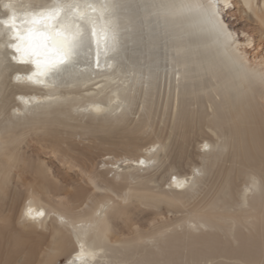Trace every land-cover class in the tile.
<instances>
[{
	"label": "bare ground",
	"instance_id": "obj_1",
	"mask_svg": "<svg viewBox=\"0 0 264 264\" xmlns=\"http://www.w3.org/2000/svg\"><path fill=\"white\" fill-rule=\"evenodd\" d=\"M9 2L0 0V18L7 16L4 4ZM114 2L134 6L120 14L121 48L116 59L109 58L105 64L101 55L100 68L94 63L91 67L83 63L77 79L58 87L44 88L26 80L17 81L16 75L26 74L30 66L11 60L6 55L11 49L3 46L7 38L0 37V197L10 194L9 183L14 169L28 179L26 197L15 214L13 207L6 211L0 205V264L4 261L15 264L21 256L25 258L23 264H69V261L73 264H227L219 259L264 264V227L252 223L253 231L249 230L240 220L243 215L229 214L228 218L236 225L234 234H230L231 230L220 226L223 216L220 218L211 211L212 215L207 217L189 214L177 220H166L149 235H135L125 241V246H110L107 242L110 224L106 215L112 198L96 196L86 187H80L70 192L69 207L51 201L47 194L50 190L56 194L60 188L52 184L49 171L17 152V145L13 147L19 137L25 139L31 132L37 135L48 128L101 131L122 127L138 133L146 127L152 129L156 118L167 121L171 111L176 110L179 136L174 155L173 150L167 153L164 142L158 139L149 143L143 153L125 156L124 161H131L133 169L125 173L115 172L112 178H120L123 182L120 191L128 189L133 194H146L170 206L184 205L204 191L200 185L209 170L208 167L199 168L192 158L186 156L182 145L190 139L191 125L198 122L218 131L220 141L201 140L211 152L212 149L217 151L213 157L217 161L233 140L231 125L235 126L234 135L237 136L238 125L243 123L241 112L251 106L249 101L252 104L253 99L259 101L264 109V80L259 78L264 73V62L247 63L253 40L235 39L237 25L228 21L231 16L226 12L227 8L241 5L243 12H250L264 32V0L263 9L257 7L255 0H214L220 21L230 33V47L227 49L211 33L203 30L197 17L163 16L158 15L156 9L143 7L147 4H179L184 0ZM200 2L207 3V0ZM236 54L247 65L248 74L239 72L232 64L231 58ZM112 55L109 53V57ZM92 59L95 60V52ZM48 94L56 99H45ZM95 106L101 110L96 111ZM34 139L30 138L31 141ZM51 142L55 151L64 143L54 136ZM70 148L66 147L63 152L64 158L69 160L73 159ZM161 151L165 152L163 157L159 156ZM202 156L211 159L209 155ZM177 159L186 161L190 171L174 172ZM88 161L85 159L82 163L86 178L94 189H101ZM119 161L110 162L107 173H114L113 168ZM167 162L164 171L170 177L163 186L168 189L153 194L147 183ZM228 173L225 183L229 186L231 171ZM135 181H140V185L131 187ZM262 184L258 175H247L242 197L249 200L251 210L258 208L264 200ZM233 192L225 197L222 190L218 191L212 198L210 210L234 207L237 199ZM29 208L44 215L31 219L25 215ZM246 218L253 217L247 215ZM80 243L85 245L86 254L89 251L94 254L86 255L83 262L77 260Z\"/></svg>",
	"mask_w": 264,
	"mask_h": 264
},
{
	"label": "rangeland",
	"instance_id": "obj_2",
	"mask_svg": "<svg viewBox=\"0 0 264 264\" xmlns=\"http://www.w3.org/2000/svg\"><path fill=\"white\" fill-rule=\"evenodd\" d=\"M255 3L258 8L263 9V0H255ZM226 12L231 16L228 21L235 22L234 25H237L235 28L237 31L235 39L239 37L253 40L249 46V54L246 57L247 63L254 65L255 62H264V32L260 30L254 16L250 12L245 14L241 5H236L235 8H227ZM241 32H245V34L242 35ZM254 100L253 104L251 101H249V104L251 106L255 104L254 107L257 108L255 109L251 106L247 110L244 108L245 112H241L243 123L238 125L239 127L237 128L239 131L237 134L244 135V142L247 144L246 151L236 147L242 144V140L236 139L238 135H234L235 126L232 127L231 125V134L233 133L234 141H230V147L226 150L224 156L216 161L213 157L217 151L212 149L213 154L211 155L212 152L202 144V141L205 139L211 143L217 142L219 140L218 131L202 126L198 122L191 125L189 129V132H191L190 139L182 146L186 150V156L192 158L199 168L205 169L208 167L209 170L200 185L204 191L199 197L184 205L176 204L170 206L166 202L159 201L156 197H149L146 194L139 193L133 194V191L128 189L120 191L119 186L123 182H121L120 178H112L115 172L125 173L133 169L131 161H124L125 156L143 153L149 147V143L158 139L164 142V150L167 153L173 150V154H171L174 155V152L177 151L179 136V130L176 128V110L171 111L167 121L163 118L159 121V118H156L152 129L146 127L138 133L129 132L128 128H125V130L121 129L122 127H113L101 131L48 128L37 133V135L31 132L30 136L25 139L19 137L18 142L13 143V147L17 145L18 149L15 147L17 152L19 151L21 155H25L35 164L40 163L43 166V170L49 171L52 184H55L56 188H60V191L56 194L52 190L47 194L51 201L69 207L70 192L80 187H86L89 191L94 192L96 196L108 195L112 198L113 202L106 215L110 224V231L107 235V242L111 244L110 246H125V241L132 239L135 235H149L151 232L158 230L162 222L177 220L189 214L207 217V215H212L210 213H216L215 215H219L218 217L223 216L220 226L231 230L230 234H234L235 228L233 227H236V225L232 219L228 218V215H243L240 220L248 226L249 230L253 231L252 223L256 224V226L262 225L264 227V200L260 202L258 208L251 210L249 209V200L242 197V191L249 173L258 175L264 189V109L260 106L259 101ZM208 110L211 113L212 109L209 108ZM246 111H252L250 113H252L251 116L253 117L247 115L250 113ZM245 121L247 124L244 123ZM58 134L61 136L58 137ZM53 136L64 141L60 148L56 150L59 153L55 151L53 144H51ZM31 137L35 138L33 140L35 142L30 140ZM66 147H71V158H73L71 160L64 158L63 152ZM164 154L165 152L161 151L159 156L163 157ZM203 154L209 155L211 159H206L202 156ZM85 159L89 160V163H87L90 166H93L92 168L90 167V170L92 169V174L96 177V182L101 186V189H94V185L88 182L87 175L83 169L85 167L83 166L82 168V163H84ZM104 159L105 161H103ZM117 159L121 161L113 168L114 173H107L111 167L109 163ZM103 162H105V165ZM176 162L177 166L174 172L190 171L186 161L177 159ZM167 164L168 162L155 176L153 175L151 182L147 183V187L152 190L151 193L155 194L163 189H168V186H163V184L169 182L170 177L169 173L164 171ZM229 171H231V184L228 186L225 182H227ZM13 174L15 177L13 176L9 183L10 194L8 197H0L2 199L0 205L4 206L6 211L8 208L13 207V214H15L17 212L16 209L26 197L28 179L22 174L19 175L18 169H14ZM188 182L190 183L191 180L189 179ZM139 185L140 181H135L131 187H138ZM221 190L225 197L230 191H234L235 200L237 199L236 203L234 207L212 211L210 210L212 198ZM118 210L122 212L119 213ZM247 215H251L253 218H246ZM178 230H181V228L178 227ZM244 231L247 232L248 229H244ZM24 259L21 256L15 264H23ZM219 260L227 264L236 262L228 259ZM3 264L7 263L4 261ZM235 264H242V262L237 261Z\"/></svg>",
	"mask_w": 264,
	"mask_h": 264
},
{
	"label": "snow or ice",
	"instance_id": "obj_3",
	"mask_svg": "<svg viewBox=\"0 0 264 264\" xmlns=\"http://www.w3.org/2000/svg\"><path fill=\"white\" fill-rule=\"evenodd\" d=\"M133 5L116 3L114 0H48L28 2L10 0L4 4L7 16L0 18V37H6L4 47L11 49L6 55L17 63L29 65L26 74L16 75V80H26L33 85L50 88L77 79L80 65L101 67L109 58L116 59L121 44L118 20L120 14ZM145 9H156L163 16H195L203 30L212 34L225 49L230 47V33L221 23L214 0H184L179 4H147ZM95 52V60L92 55ZM109 53L113 55L109 57ZM234 67L248 74L249 69L242 57L231 58ZM264 80V73L259 77ZM45 99L56 97L48 94ZM100 111L99 106H95ZM207 147V145H205ZM140 163H144L140 161ZM183 185H178L182 187ZM31 219L43 216L29 208L25 213ZM77 260L83 262L85 245L80 243ZM69 264H73L69 261Z\"/></svg>",
	"mask_w": 264,
	"mask_h": 264
},
{
	"label": "water",
	"instance_id": "obj_4",
	"mask_svg": "<svg viewBox=\"0 0 264 264\" xmlns=\"http://www.w3.org/2000/svg\"><path fill=\"white\" fill-rule=\"evenodd\" d=\"M238 135V134H237ZM236 139H239L240 141L242 140V144H240V145H238V146H236V147H238L240 150H242V151H246V148H247V144L244 142V135H238L237 137H236ZM238 140V141H239Z\"/></svg>",
	"mask_w": 264,
	"mask_h": 264
}]
</instances>
